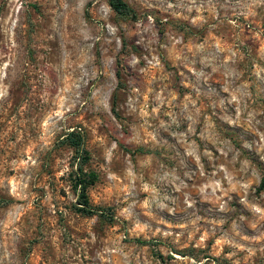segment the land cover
Returning a JSON list of instances; mask_svg holds the SVG:
<instances>
[{
    "label": "rangeland",
    "instance_id": "374dc122",
    "mask_svg": "<svg viewBox=\"0 0 264 264\" xmlns=\"http://www.w3.org/2000/svg\"><path fill=\"white\" fill-rule=\"evenodd\" d=\"M125 2L0 0V264H264V0Z\"/></svg>",
    "mask_w": 264,
    "mask_h": 264
},
{
    "label": "trees",
    "instance_id": "16d2710c",
    "mask_svg": "<svg viewBox=\"0 0 264 264\" xmlns=\"http://www.w3.org/2000/svg\"><path fill=\"white\" fill-rule=\"evenodd\" d=\"M110 9L119 17L124 19L135 20L137 18L136 11L125 0H107ZM62 143L73 151V162L71 170L72 189L76 196L75 209L76 212L83 216H98L107 222L113 221V216L108 214L101 208L92 206L89 202L87 190L95 182V174L86 170L89 162V154L84 148V136L77 130L67 132L62 138ZM261 187L264 189V177L262 178ZM141 243V242H139ZM161 263L164 259L159 256Z\"/></svg>",
    "mask_w": 264,
    "mask_h": 264
}]
</instances>
